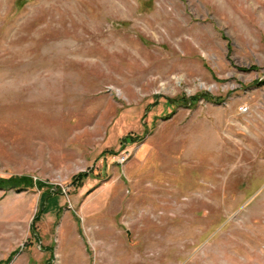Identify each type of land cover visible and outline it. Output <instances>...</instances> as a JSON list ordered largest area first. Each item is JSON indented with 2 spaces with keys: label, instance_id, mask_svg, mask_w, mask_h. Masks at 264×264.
Wrapping results in <instances>:
<instances>
[{
  "label": "rangeland",
  "instance_id": "1",
  "mask_svg": "<svg viewBox=\"0 0 264 264\" xmlns=\"http://www.w3.org/2000/svg\"><path fill=\"white\" fill-rule=\"evenodd\" d=\"M1 183L0 264H264V0H0Z\"/></svg>",
  "mask_w": 264,
  "mask_h": 264
},
{
  "label": "trees",
  "instance_id": "2",
  "mask_svg": "<svg viewBox=\"0 0 264 264\" xmlns=\"http://www.w3.org/2000/svg\"><path fill=\"white\" fill-rule=\"evenodd\" d=\"M10 183V182H9ZM3 186H5L4 185V183L2 184H0V188H3ZM8 186H9V188H12V189H16V190H21V184H18V183H15V182H11L10 184H8ZM25 187H27V188H31L32 186L31 185H26Z\"/></svg>",
  "mask_w": 264,
  "mask_h": 264
}]
</instances>
